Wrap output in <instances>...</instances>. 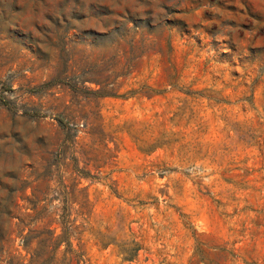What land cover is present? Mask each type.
<instances>
[{
  "label": "rangeland",
  "instance_id": "1",
  "mask_svg": "<svg viewBox=\"0 0 264 264\" xmlns=\"http://www.w3.org/2000/svg\"><path fill=\"white\" fill-rule=\"evenodd\" d=\"M0 264H264V0H0Z\"/></svg>",
  "mask_w": 264,
  "mask_h": 264
}]
</instances>
